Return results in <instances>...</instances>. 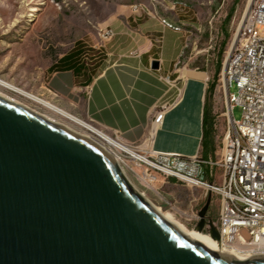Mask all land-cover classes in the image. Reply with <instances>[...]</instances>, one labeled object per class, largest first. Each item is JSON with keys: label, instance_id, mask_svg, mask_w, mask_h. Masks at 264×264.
Here are the masks:
<instances>
[{"label": "water", "instance_id": "obj_1", "mask_svg": "<svg viewBox=\"0 0 264 264\" xmlns=\"http://www.w3.org/2000/svg\"><path fill=\"white\" fill-rule=\"evenodd\" d=\"M211 198L196 230L220 245ZM0 264H264V254L237 260L182 232L102 143L0 95Z\"/></svg>", "mask_w": 264, "mask_h": 264}, {"label": "rangeland", "instance_id": "obj_2", "mask_svg": "<svg viewBox=\"0 0 264 264\" xmlns=\"http://www.w3.org/2000/svg\"><path fill=\"white\" fill-rule=\"evenodd\" d=\"M248 5L249 0H0V79L62 108L51 89V68L60 58L81 43V61L91 64L106 52L104 45L109 42L105 36L113 34L114 23L125 31V26L159 20L181 31L182 66L205 71L212 81L221 59L219 79L210 100L216 123L215 158L221 154L229 131L223 66ZM237 90L235 84L230 87L231 92ZM0 95L75 131L87 132L68 117L15 90L0 85ZM232 114L240 120L241 107L235 106ZM122 142L143 153L137 145ZM120 157L127 177L154 206L185 229L197 228L198 213L209 195L205 189L159 173H152L157 179L150 182L139 159L124 152ZM219 206V196L212 194L207 215L214 224ZM200 233L207 234V229Z\"/></svg>", "mask_w": 264, "mask_h": 264}, {"label": "crops", "instance_id": "obj_3", "mask_svg": "<svg viewBox=\"0 0 264 264\" xmlns=\"http://www.w3.org/2000/svg\"><path fill=\"white\" fill-rule=\"evenodd\" d=\"M125 29L114 23L102 58L52 72L57 107L143 151L202 155L208 74L180 64V30L159 20Z\"/></svg>", "mask_w": 264, "mask_h": 264}, {"label": "built area", "instance_id": "obj_4", "mask_svg": "<svg viewBox=\"0 0 264 264\" xmlns=\"http://www.w3.org/2000/svg\"><path fill=\"white\" fill-rule=\"evenodd\" d=\"M223 78L229 104V131L219 156L143 151L139 161L145 165V178L150 182L157 179L152 173H159L202 187L206 194L218 195L220 206L215 225L220 245L251 257L264 254V0H252L227 53ZM165 80L170 83L169 77ZM233 84L238 89L236 93L230 91ZM235 106L242 109L240 120L233 117ZM163 116L161 109L154 122L160 123ZM89 131L119 160L126 153L90 128ZM109 137L124 144L115 136ZM216 169L221 172L217 174Z\"/></svg>", "mask_w": 264, "mask_h": 264}, {"label": "bare ground", "instance_id": "obj_5", "mask_svg": "<svg viewBox=\"0 0 264 264\" xmlns=\"http://www.w3.org/2000/svg\"><path fill=\"white\" fill-rule=\"evenodd\" d=\"M252 3V0H249V5H248V8L246 10V13L243 17V19L246 17L247 15V12L249 10V6L251 5ZM243 19H242V23H243ZM242 27V24L239 28V30L241 29ZM238 30V31H239ZM237 35V34H236ZM235 39H236V36H235ZM234 39V41H235ZM233 41V42H234ZM233 44V43H232ZM225 83V82H224ZM0 85L4 86V87H7V88H10L12 90H15L29 98H32L38 102H40L41 104L47 106L48 108L54 110L55 112L61 114V115H64L66 117H68L69 119H71L73 122L77 123L78 125L82 126V127H86V131L85 135H88L90 137L93 138V134L90 133L89 131V128L92 132L95 133V135H100V137H105L106 139H108L109 141H111L115 146H117L118 148H120L121 150L125 151L126 153L130 154L132 157L134 158H138V159H141L142 157L133 149L129 148L127 145L125 144H122L120 142H117L116 140L112 139L111 137H109L108 134H106L104 131H102L101 129L99 128H94V127H91L87 122L63 111L62 109L58 108L57 106L53 105V104H50L48 102H46L45 100H42V99H39L38 97L32 95V94H29V93H26L22 90H20L19 88L13 86L12 84L10 83H7L5 82L4 80L0 79ZM82 133V132H81ZM112 153V152H111ZM113 157L116 159L117 163L121 166V168L123 169L124 171V168L122 166V164L120 163V160L118 159V157L112 153ZM156 207V206H155ZM157 208V207H156ZM157 210L170 222H172L174 225H176L182 232H185V233H188L190 234L191 236H193L194 238L200 240L201 242L205 243L206 245H208L212 250L214 251H219V252H223V253H226L228 255H230L231 257H233L234 259H237V260H245L248 258V256H245L243 254H240L239 252L235 251V250H232V249H227L221 245H219L217 243L216 240L212 239L210 235L208 234H203V233H200L199 231H197L196 229H194V231H190V230H187L185 229L183 226H181L180 224H178L177 222H175L174 220H172L167 214L163 213L159 208H157Z\"/></svg>", "mask_w": 264, "mask_h": 264}, {"label": "trees", "instance_id": "obj_6", "mask_svg": "<svg viewBox=\"0 0 264 264\" xmlns=\"http://www.w3.org/2000/svg\"><path fill=\"white\" fill-rule=\"evenodd\" d=\"M233 10L234 8L231 9L229 13V18L231 17ZM223 44H225V42ZM81 48H82L81 43L75 45V47L70 51V53L60 58L59 61H57L56 64L52 66L51 68L52 72L55 70H65L71 67L72 65H74V63L80 61ZM221 65L222 63L220 59L217 62L216 71L213 76V79L212 81L208 82V86H207L206 104H205L204 118H203L204 135L202 140V156L208 154L214 155L216 150V144H215L216 123H215V115L213 113V108L210 100L217 86Z\"/></svg>", "mask_w": 264, "mask_h": 264}, {"label": "flooded vegetation", "instance_id": "obj_7", "mask_svg": "<svg viewBox=\"0 0 264 264\" xmlns=\"http://www.w3.org/2000/svg\"><path fill=\"white\" fill-rule=\"evenodd\" d=\"M208 216V219H212L211 217H210V215H207Z\"/></svg>", "mask_w": 264, "mask_h": 264}]
</instances>
